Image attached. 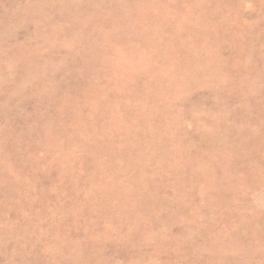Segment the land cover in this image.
<instances>
[{
	"label": "rangeland",
	"instance_id": "1",
	"mask_svg": "<svg viewBox=\"0 0 264 264\" xmlns=\"http://www.w3.org/2000/svg\"><path fill=\"white\" fill-rule=\"evenodd\" d=\"M0 264H264V0H0Z\"/></svg>",
	"mask_w": 264,
	"mask_h": 264
}]
</instances>
